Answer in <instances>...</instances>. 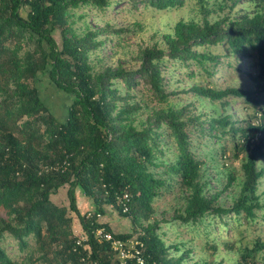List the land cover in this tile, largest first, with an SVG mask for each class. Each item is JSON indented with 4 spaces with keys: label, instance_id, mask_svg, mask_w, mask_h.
<instances>
[{
    "label": "trees",
    "instance_id": "1",
    "mask_svg": "<svg viewBox=\"0 0 264 264\" xmlns=\"http://www.w3.org/2000/svg\"><path fill=\"white\" fill-rule=\"evenodd\" d=\"M120 1L0 0V239L8 234L25 248L35 237L47 264H120L111 243L95 235L105 228L116 238L142 241L146 264H184L192 249L167 243L162 233L163 223H178L206 234L213 260L204 264H223L217 260L221 244L230 246L231 232L264 208V0H254L253 14L236 11L242 0H217V9L210 0H195L202 18L180 19L170 30L156 31L154 38L161 39L137 41L134 51L123 53L120 36L137 37L142 23L125 29L110 21L102 28L85 23L79 31L74 19L75 9L109 11ZM129 1L164 11L192 0ZM106 42H114L111 58L119 55V61L96 69L93 57L105 62ZM167 70L191 81L181 92L219 107L208 114L194 102L182 108L168 103L181 92H168ZM43 72L73 96L64 121L40 96ZM233 99L253 111L236 117L229 109ZM195 139L211 152L217 146L224 156L231 149L241 159L240 191L231 203L221 201L223 190L208 187ZM166 144L175 152L170 162L162 160ZM235 180L230 173L226 188ZM171 181L179 183L185 204L170 220L141 224ZM66 186L69 207L52 199ZM81 195L91 201L84 212ZM111 210L131 220L132 232L102 221ZM238 262L264 264V240L240 249ZM0 264L21 263L0 245Z\"/></svg>",
    "mask_w": 264,
    "mask_h": 264
},
{
    "label": "rangeland",
    "instance_id": "2",
    "mask_svg": "<svg viewBox=\"0 0 264 264\" xmlns=\"http://www.w3.org/2000/svg\"><path fill=\"white\" fill-rule=\"evenodd\" d=\"M210 1L211 3L209 7L217 9V0ZM257 8L258 4L256 1L242 0V3L238 6L236 11L241 14H253ZM198 9V7L196 8L195 0L189 2L185 7L164 11L149 8L139 1L132 3L129 0H121L109 11L94 9L90 6L75 9L74 19L76 20L75 27L79 31H81V27H83L85 23L102 28L110 21L116 24L117 28L122 29L133 27L134 23H142L143 28L137 37L134 33L127 34V32L122 33L120 36L118 51L119 53H123L124 51H134L138 47L136 44L137 41H141V43L147 45L152 44L154 40L161 39V35L154 38L156 31L165 32L166 30H170L180 19L202 18L203 13H200ZM215 16H217L216 13L211 14V17ZM56 38L59 43L62 42L59 33L56 34ZM113 44L114 42H106L105 49L102 53L105 62H98L96 58L93 57L96 69H101V67H106L112 63L116 64L119 61V55L115 58H111V47ZM172 66L173 64H170V67ZM185 75V73L178 74L177 72L175 73L174 70H167L164 77L168 92H181L183 89L189 90L190 86L188 83L191 84V81L187 80ZM180 77H182L184 81L179 80ZM223 81L224 77L220 78V82ZM193 83L194 81H192V84ZM119 84L121 87L124 86L122 83ZM38 87L42 100L60 121H64L67 117V110L73 96L57 88L51 81L47 72L38 75ZM190 102H194L198 110L207 112L208 114L213 112L215 108L219 107V105H212L206 100L195 97L192 92L172 94L168 101V103H172L179 108L186 106ZM229 109L233 111L236 117L241 119L247 117L253 111L242 99H233ZM145 116L146 113L142 114L140 118H145ZM167 144L164 148L162 160L170 162L174 159L175 152L173 147ZM193 144L195 146V152H197L200 159L206 162L204 170L209 179L208 187L214 192L216 190H223L221 201L225 204L231 203L232 199L235 198L240 191V181L243 177L241 159L233 157L231 149L228 150L224 156L221 154L220 149L218 150L217 146H214L216 148L214 151L216 152H211V149L204 145L202 139H195ZM153 170L162 173L164 168L153 167ZM230 173L236 176V180L232 185L226 188ZM259 190L262 195V202H264V180L263 183H261ZM80 198L78 199V203L82 212H84V208L87 207L88 203H91V201L82 195ZM52 199L60 206L69 207L68 187L66 186L60 189L57 194L52 196ZM184 204V193L180 190L179 183L171 181L170 186L164 189L161 195L155 200L153 205L154 211L149 214L147 218L143 219L141 224H148L156 219L161 221L164 219L170 220L173 217L175 210L182 207ZM70 214L76 218L74 213L70 212ZM257 214L258 216L256 219L252 222L244 223L238 233L233 234V232H231L232 238L230 246H224V244H221L220 252L217 255V260L219 262L222 261L223 264H238L240 259V249L245 246H252L259 239L264 240V208L258 210ZM102 219L103 222H108L112 225L117 232H132L134 229V224L131 220L128 217L121 216L115 210H111L108 215L104 216ZM78 223L79 221L75 219L76 229H78ZM162 226V233L167 243H184V248L192 249L193 254L191 258L187 259L184 264H195L197 261L199 264H204L203 260L205 259L208 261L213 260L210 252L206 248V234L203 231L198 230L196 227L181 225L178 223H163ZM134 238H136V235ZM0 245L11 259L18 261L21 264H47L41 259L43 251L40 243L35 237H30L28 239L27 247L21 248L16 239L6 234L0 239Z\"/></svg>",
    "mask_w": 264,
    "mask_h": 264
},
{
    "label": "built area",
    "instance_id": "3",
    "mask_svg": "<svg viewBox=\"0 0 264 264\" xmlns=\"http://www.w3.org/2000/svg\"><path fill=\"white\" fill-rule=\"evenodd\" d=\"M91 216V213H88ZM101 218V215H98ZM96 237L100 241H108L115 252H117L120 264H127L130 261H134L136 264H146V259L142 256L141 248L143 242L140 240H123L116 238L112 232L107 231L105 228H99L95 231ZM83 239L80 238L77 241L78 245H81Z\"/></svg>",
    "mask_w": 264,
    "mask_h": 264
},
{
    "label": "crops",
    "instance_id": "4",
    "mask_svg": "<svg viewBox=\"0 0 264 264\" xmlns=\"http://www.w3.org/2000/svg\"><path fill=\"white\" fill-rule=\"evenodd\" d=\"M91 203H88V205H87V207H85V209H89V205H90ZM115 229V228H114Z\"/></svg>",
    "mask_w": 264,
    "mask_h": 264
}]
</instances>
